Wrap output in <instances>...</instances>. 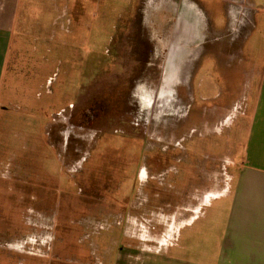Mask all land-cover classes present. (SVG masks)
Wrapping results in <instances>:
<instances>
[{"label":"rangeland","instance_id":"obj_1","mask_svg":"<svg viewBox=\"0 0 264 264\" xmlns=\"http://www.w3.org/2000/svg\"><path fill=\"white\" fill-rule=\"evenodd\" d=\"M239 2L21 7L0 74V264H176L183 229L152 253L171 217L243 158L264 12L241 24Z\"/></svg>","mask_w":264,"mask_h":264},{"label":"crops","instance_id":"obj_2","mask_svg":"<svg viewBox=\"0 0 264 264\" xmlns=\"http://www.w3.org/2000/svg\"><path fill=\"white\" fill-rule=\"evenodd\" d=\"M33 2L0 0V74L21 7ZM236 11L239 23L248 26L247 11L263 13L264 0H240ZM243 74L249 77L254 103L242 161L222 192L209 195L193 211L183 206L171 217L172 225L166 227L165 238L152 253H162L175 233L183 229V235L177 233L182 242L176 245V264H264V64L259 68L251 64ZM204 207L206 211L201 212ZM144 246V251L151 253L150 246Z\"/></svg>","mask_w":264,"mask_h":264}]
</instances>
